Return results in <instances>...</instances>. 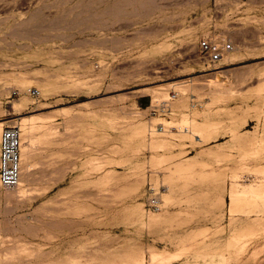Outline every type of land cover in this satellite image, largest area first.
I'll use <instances>...</instances> for the list:
<instances>
[{
  "label": "rangeland",
  "instance_id": "obj_1",
  "mask_svg": "<svg viewBox=\"0 0 264 264\" xmlns=\"http://www.w3.org/2000/svg\"><path fill=\"white\" fill-rule=\"evenodd\" d=\"M0 121V264H264V0H0Z\"/></svg>",
  "mask_w": 264,
  "mask_h": 264
},
{
  "label": "built area",
  "instance_id": "obj_2",
  "mask_svg": "<svg viewBox=\"0 0 264 264\" xmlns=\"http://www.w3.org/2000/svg\"><path fill=\"white\" fill-rule=\"evenodd\" d=\"M233 44L227 39H217L205 37L198 43V50L201 58L208 62H217L221 60L231 49ZM28 91L33 95L39 94L37 87H30ZM13 94L19 91L14 89ZM177 96V92L173 91L168 99L153 101L152 106L154 112L160 114H168L171 110V99ZM21 129L17 124L6 125L0 136V184L5 187L17 186L21 178ZM156 203L157 200L153 199Z\"/></svg>",
  "mask_w": 264,
  "mask_h": 264
},
{
  "label": "bare ground",
  "instance_id": "obj_3",
  "mask_svg": "<svg viewBox=\"0 0 264 264\" xmlns=\"http://www.w3.org/2000/svg\"><path fill=\"white\" fill-rule=\"evenodd\" d=\"M30 118V117H29ZM30 119H28V121H29ZM27 121V120H26ZM3 124H4V122L3 121H0V128H1V126H3ZM26 125V124H25ZM22 134V133H21ZM22 136V135H21ZM197 136V135H196ZM199 136V135H198ZM200 137V136H199ZM33 138V137H32ZM27 142V141H26ZM30 142V141H29ZM33 142V141H32ZM30 143H28V145H29ZM24 149H25V145H24V140L22 141V144H21V155H25L24 154ZM22 184V181L20 180V182H19V184L18 185H21ZM14 196V195H13Z\"/></svg>",
  "mask_w": 264,
  "mask_h": 264
}]
</instances>
